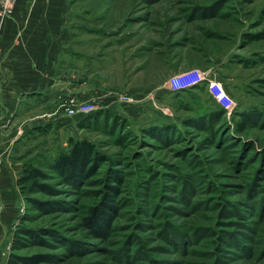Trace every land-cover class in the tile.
Segmentation results:
<instances>
[{
  "label": "rangeland",
  "instance_id": "1",
  "mask_svg": "<svg viewBox=\"0 0 264 264\" xmlns=\"http://www.w3.org/2000/svg\"><path fill=\"white\" fill-rule=\"evenodd\" d=\"M70 2L58 95L27 98L26 129L2 130L1 264L11 253L27 264H264V0ZM191 68L209 69L234 108L201 119L217 104L207 90L175 96L170 76ZM78 102L95 108L70 113ZM72 140L97 154L77 185L47 168ZM25 163L49 174L33 193L17 184ZM107 194L99 236L86 217ZM20 214L45 238L14 248Z\"/></svg>",
  "mask_w": 264,
  "mask_h": 264
},
{
  "label": "crops",
  "instance_id": "2",
  "mask_svg": "<svg viewBox=\"0 0 264 264\" xmlns=\"http://www.w3.org/2000/svg\"><path fill=\"white\" fill-rule=\"evenodd\" d=\"M69 7V0H18L11 17H0V150L11 143L10 135L4 136L2 130L10 128L14 132L26 126L28 120L20 113L25 111L27 98L58 95L55 86L59 65L70 35ZM3 181L0 189L7 183ZM5 190L12 194V188ZM0 256L3 261L6 253L0 251Z\"/></svg>",
  "mask_w": 264,
  "mask_h": 264
},
{
  "label": "trees",
  "instance_id": "3",
  "mask_svg": "<svg viewBox=\"0 0 264 264\" xmlns=\"http://www.w3.org/2000/svg\"><path fill=\"white\" fill-rule=\"evenodd\" d=\"M70 6L71 2L69 0ZM253 62V61H252ZM246 64V63H245ZM206 90L204 86L196 87L195 89H187L174 92L175 96H181L183 93H191L196 97V91L192 90ZM185 108H190V106H185ZM204 112V115H201V119L221 117L226 113V109L219 104H216L212 107H207ZM251 112V111H250ZM256 112L252 111L248 113V115H254ZM206 115V116H205ZM247 115L240 121L241 129L245 128L247 122L251 119ZM92 117H96L93 115ZM252 122V120H251ZM71 146L67 148V150H62L59 152L57 159H55L54 164H52L49 160L47 163V168H54L59 174L65 176V179L72 183L73 185H77L80 182H85L88 180V177L94 172L92 168L94 167L95 160L97 158L96 151L94 150V146L89 141L82 140H72ZM116 176V175H115ZM49 177V174L45 171L39 169L38 167L32 165L31 163H25L20 173L19 178L17 179L18 187L21 188L22 192H24V186L30 184L28 193H33L39 188L40 180H44ZM116 178V177H113ZM108 189H113L114 193L117 191V187L114 184H107ZM20 190V189H19ZM45 190V189H43ZM21 192V191H20ZM23 194V193H22ZM27 196V193H25ZM112 194H107L105 197L104 205H102L101 209H93V212L90 216L86 217V224L95 230L94 233L99 236H105V233L110 229V224L107 219V215L113 210L114 205L112 204L111 197ZM31 202L34 204H38V206H44V202L39 201V199L32 197ZM28 220L26 214H20L18 220V229L15 233L13 239V247L17 248L21 245H24L27 241L28 236L34 237L36 234H40L41 238H45L44 235L49 231L45 228H32L28 225H25L23 222ZM27 258L22 257L18 254L11 253L7 264H27Z\"/></svg>",
  "mask_w": 264,
  "mask_h": 264
},
{
  "label": "built area",
  "instance_id": "4",
  "mask_svg": "<svg viewBox=\"0 0 264 264\" xmlns=\"http://www.w3.org/2000/svg\"><path fill=\"white\" fill-rule=\"evenodd\" d=\"M17 2L18 0H0V17H11ZM202 86L206 88L210 98L217 104L227 110H232L234 108V99L225 85L206 71L191 68L174 74L168 80V88L172 92L195 89L196 87ZM94 108L95 105L93 103L78 102L73 103L68 110L70 113H90Z\"/></svg>",
  "mask_w": 264,
  "mask_h": 264
}]
</instances>
